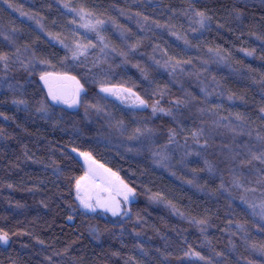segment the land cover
I'll return each instance as SVG.
<instances>
[{
  "label": "trees",
  "instance_id": "16d2710c",
  "mask_svg": "<svg viewBox=\"0 0 264 264\" xmlns=\"http://www.w3.org/2000/svg\"><path fill=\"white\" fill-rule=\"evenodd\" d=\"M146 1L0 0V264H264V233L227 214L264 193V164L242 163L264 151V0ZM48 73L82 84L78 109ZM210 131L228 160L193 149ZM74 148L137 194L123 223L81 210Z\"/></svg>",
  "mask_w": 264,
  "mask_h": 264
},
{
  "label": "rangeland",
  "instance_id": "374dc122",
  "mask_svg": "<svg viewBox=\"0 0 264 264\" xmlns=\"http://www.w3.org/2000/svg\"><path fill=\"white\" fill-rule=\"evenodd\" d=\"M151 1L152 0H148L146 2ZM84 21H86V19H84ZM82 25V29L85 31L90 27V24L87 22ZM80 50L82 51L83 49L80 47ZM245 54L248 56V58H252L253 56L250 52H245ZM42 76L45 77V79H41ZM39 78L46 94L56 106L69 110H76L79 108L81 99L86 93V89L74 76L68 74L48 73L39 76ZM105 89L110 90L104 91L105 95L117 101L121 108L135 105L139 106V108H145V106H147L146 104H137V97L135 98V95H133V93L126 88L118 89L108 87ZM53 94L56 95L58 99L54 100ZM219 133H216L217 135L213 136L212 131H210L208 137H201L198 141H196V143H194L195 146L193 149L197 150L198 152L203 151V153L205 152L208 154L218 150L219 156L222 159L228 160V157H230L228 153L232 148L230 145L229 147L227 145L228 138L225 134H228V132H224L223 134L221 132ZM219 141H221V145L219 144ZM70 153L77 159H84L83 156L79 155L81 151H72L71 149ZM90 160L95 161L92 156ZM99 165L102 169V175L94 174L87 170V168L85 169L83 175L81 176L85 179L81 181V190L79 193V196L83 197L89 204L92 205L95 210L93 211L85 208L81 204L80 199L77 198V190L75 192V198L84 213L101 216L117 223H123L131 216V206L132 203L137 201V194L133 190L134 195L129 194L128 199L125 200L124 197L127 189L124 186L127 184L113 170L104 166L103 164ZM113 173L115 175H113ZM127 188H130V186L127 185ZM107 196L116 197L119 200L120 214L116 218L102 214L97 208V200ZM261 196L264 197V193H260L259 190L253 191L247 200L251 203L238 204L237 202L233 201L227 209V214L233 227L241 232L246 238H258L261 233H264V215H262L260 207L262 204H264V200L258 201V198L261 199ZM244 205H246V208L243 209ZM188 258L196 260L199 259L195 253L191 252L188 254Z\"/></svg>",
  "mask_w": 264,
  "mask_h": 264
},
{
  "label": "snow or ice",
  "instance_id": "6c2138e0",
  "mask_svg": "<svg viewBox=\"0 0 264 264\" xmlns=\"http://www.w3.org/2000/svg\"><path fill=\"white\" fill-rule=\"evenodd\" d=\"M7 2V0H6ZM67 6V5H66ZM9 7H12L11 4H9ZM81 12H83V9H81ZM85 14H90V13H85ZM197 15H199L202 20H201V23L203 22V18H205V14L203 12H198ZM97 23H102V21H97ZM0 59H3V60H6L7 57L6 56H3V57H0ZM41 79H45V77H41ZM102 91H110L109 89H101ZM53 99H58V97L56 95L53 94ZM139 99V98H137ZM16 102V101H14ZM67 102V101H65ZM18 103H23V101H18ZM140 104L141 105H144L145 102L143 100L140 101ZM153 111H156V108H153ZM160 111H163V109H160ZM195 135V133H194ZM260 139H264V137H261ZM72 151H76V149H72ZM79 155L83 156L85 158L86 161L90 160L91 159V156L89 153H86V152H81L79 153ZM255 160V161H259L260 163L264 164V151H261L259 153V155L255 154V153H251V159H249L248 161L246 162H243L242 163H247V164H251L252 161ZM113 175H115L113 173ZM85 178L84 177H81L79 180L76 181V190H77V194H78V199H80L81 201V204L85 207V208H88L90 210H95L91 204H89L83 197L79 196V193H80V190H81V181L84 180ZM126 189H127V192L125 193V200L128 199V195L129 194H132L134 195V192L131 188H127V185L124 186ZM261 213L262 215H264V204H262L261 206ZM107 210H110L112 211L113 215H117L118 214V210H119V206H117L116 208H111V209H107ZM69 219H71V217H69ZM8 239H9V236H8V233L4 232V233H0V242L4 243V244H7L8 243ZM196 255H199V253H196ZM201 259H203V257H200Z\"/></svg>",
  "mask_w": 264,
  "mask_h": 264
},
{
  "label": "water",
  "instance_id": "95a60500",
  "mask_svg": "<svg viewBox=\"0 0 264 264\" xmlns=\"http://www.w3.org/2000/svg\"><path fill=\"white\" fill-rule=\"evenodd\" d=\"M83 161L86 165L87 170H89L90 172H92L94 174L102 175V169H101L100 165L97 164L95 161H93V160L86 161L85 158L83 159ZM96 204H97V208H98L99 212H101L104 215H108L112 218H116L120 214V203L116 197L107 196V197L99 198L97 200ZM117 206H119V210H118L117 215H113L112 211L107 210V209H111V208H116ZM11 243H12V240L9 237L7 244L0 242V248L1 249H8L10 247Z\"/></svg>",
  "mask_w": 264,
  "mask_h": 264
}]
</instances>
